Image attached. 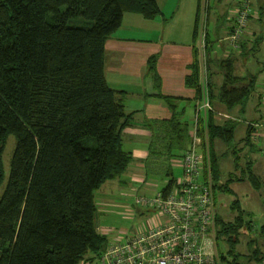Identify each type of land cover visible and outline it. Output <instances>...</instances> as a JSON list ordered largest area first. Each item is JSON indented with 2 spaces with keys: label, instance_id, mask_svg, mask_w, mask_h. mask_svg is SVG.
I'll use <instances>...</instances> for the list:
<instances>
[{
  "label": "trees",
  "instance_id": "trees-1",
  "mask_svg": "<svg viewBox=\"0 0 264 264\" xmlns=\"http://www.w3.org/2000/svg\"><path fill=\"white\" fill-rule=\"evenodd\" d=\"M125 13L154 19L161 9L158 0H0V185L8 138L17 137L0 200V264H80L109 245L98 230L95 194L133 160L123 148L130 116L105 76V44ZM197 66L187 80L196 88ZM223 68L221 101L229 109L245 105L256 77L238 78L229 59ZM149 69L156 71L155 58ZM262 102L261 93L258 105ZM236 123L218 124L210 111L199 130L210 140L231 142ZM249 130L247 141L255 144L254 129ZM210 165L218 179L215 157ZM176 185L171 179L162 193ZM212 186L223 190V184ZM251 224L241 209L233 222L217 219V240L229 244L230 264H241L236 248L242 233L254 229ZM258 235L250 241L260 253L264 225ZM259 261L264 264L263 254Z\"/></svg>",
  "mask_w": 264,
  "mask_h": 264
},
{
  "label": "crops",
  "instance_id": "crops-1",
  "mask_svg": "<svg viewBox=\"0 0 264 264\" xmlns=\"http://www.w3.org/2000/svg\"><path fill=\"white\" fill-rule=\"evenodd\" d=\"M234 1L158 0L161 9L159 16L147 19L140 14L125 13L119 29L106 41L105 76L109 86L117 91L118 98L123 101L126 113L130 116V123L123 131V148L132 153L133 160L123 175L128 176L131 183L135 180L134 184L145 188L143 191L148 195L142 196L154 197L166 188L171 179L179 181L183 175L181 156L185 146L189 144V132L199 100V90L187 83L200 60L201 53L198 52L197 44L202 48L204 38L209 37L210 63L215 62L216 65L227 60L224 55L228 57L227 53L231 48L224 49L223 55L219 44L215 42L218 38L224 39L233 26L226 21L225 16L230 15L233 5L228 9L227 7ZM260 3L261 0H256L255 6L259 8ZM261 21L259 14L252 18L250 24L255 29H262ZM255 33L248 34L246 40L249 41L253 37L251 35L256 36ZM242 45L241 51L230 59L235 75L241 79L250 75L256 77L242 64L241 58L248 56L244 42ZM152 58H155V72L149 69ZM217 68L218 71L212 75V86L216 91L213 104L223 114L232 116L237 123L229 144L218 138L210 140L205 134L209 147L205 142L201 144L204 156L201 181L211 179L212 183L223 184V216L219 212L217 201V189L220 188H215L213 192L216 219L223 218V222H233L241 209L258 232L264 225V155L258 151L264 144V139L263 136L253 137L255 144L249 143L247 139L250 130L247 122L258 120L264 112V105L262 108L258 106L261 93L255 96V88L245 105L229 109L220 100L224 84L223 70L219 66ZM197 69L199 73L200 69ZM169 98L174 103V108L169 103ZM174 117L177 121L172 122ZM216 121L218 124L226 122L220 117ZM214 157L220 171L215 181V174L209 166ZM222 157L223 172L220 161ZM160 167L161 176L168 180L163 188L158 189L155 174ZM120 177L118 178L122 179ZM119 181L120 184L127 185L120 189L126 192L130 184ZM125 192L121 194L124 193L126 197ZM151 217L152 215L150 219ZM155 219L162 221L159 216Z\"/></svg>",
  "mask_w": 264,
  "mask_h": 264
},
{
  "label": "built area",
  "instance_id": "built-area-1",
  "mask_svg": "<svg viewBox=\"0 0 264 264\" xmlns=\"http://www.w3.org/2000/svg\"><path fill=\"white\" fill-rule=\"evenodd\" d=\"M237 10L239 21L251 13L250 0H240ZM240 26H232L231 41L239 39ZM230 38V39H229ZM207 64V45L202 44ZM192 126V147L184 153L181 164L183 176L177 188L168 194L157 193L154 197L136 196L138 205L149 206L157 211L162 221L151 218L148 229H142L131 238L110 243L97 258L86 257L80 264H220L214 191L212 184L201 181L204 159L197 153L201 143L198 136L203 112L211 111L208 87L201 91ZM263 105H264V91ZM207 115V113L205 114ZM253 122H250V125ZM264 128V118L253 124ZM264 133V132H259ZM264 137V134H263Z\"/></svg>",
  "mask_w": 264,
  "mask_h": 264
},
{
  "label": "rangeland",
  "instance_id": "rangeland-1",
  "mask_svg": "<svg viewBox=\"0 0 264 264\" xmlns=\"http://www.w3.org/2000/svg\"><path fill=\"white\" fill-rule=\"evenodd\" d=\"M250 4L252 7L251 13L246 14V18L244 19V21H239L237 15H235L237 13V10L239 9V4L237 0L229 4V6L227 7L228 9L230 5L231 6L233 5L229 11L230 15L225 16V19L230 24L232 23L233 26L235 25V28L237 27V24H238V27L240 26L239 29L242 35L240 36L237 35L239 39L233 40V44H232L230 40L229 41L227 40V37L232 36L233 32L228 31L227 36L224 39L218 38L216 42L215 41L214 42L216 44H219L218 47L221 48L220 49L221 54L224 53L223 52L224 49L231 48L230 51L227 53L228 57H226L223 54L224 57L229 60L231 59V56L241 51L242 46H243L242 42H244V47H245L246 52L248 53V56L243 57V59L241 58V61H242V64H244L245 68L250 70V73L255 74L257 77L256 91L254 93L255 96H257L259 93H262L264 91V1L261 0L260 5L258 4L259 8L257 5L255 6L256 0H250ZM257 9H259V11ZM259 14H260V17H262V21H261L262 29H259V28L255 29L253 25L251 26L250 22L252 18L257 17ZM253 33H255L256 36L251 35L254 38L251 37L249 41L246 40V38L248 37V34H253ZM209 40H210L209 37L204 38L203 40V42H205L207 45L206 50L209 48V45H210ZM197 49H198V52L201 53L200 60L197 66V68L200 69L198 73L200 80L198 81L197 89H199L200 91H203L205 87H208L209 98H210V102L212 105L211 112L215 115L217 119L218 117H220L224 121H227L228 119L233 120L232 116L228 114H223L222 112L217 110L213 104L214 99L216 97L214 95L216 94V91H214V88L212 86L213 85L212 75L214 74V72L218 71L217 67L219 66L221 70H223L222 80H223V83H225L226 78L224 74L223 62H221L220 64H216V65H214L215 62H212V63L208 62L207 64H203L205 61V56H204L205 53L203 54L204 49L201 48L199 43L197 44ZM206 59L210 61V55L208 54V51H207ZM212 64H213V67H212ZM213 68H214V71H213ZM237 77L240 78V76H237ZM201 96L199 97V99H201ZM219 96L221 100L222 98L221 92ZM258 106L262 108L261 105H258ZM206 113L208 115L210 112L209 111L203 112L202 116L200 117L201 118L207 117V115H205ZM263 118H264V112L262 113V116L258 120L251 121L253 122L251 125H250V122H247L248 126L254 129L252 133V136L254 138L263 136L264 134V133H259V132H264L263 127L256 128L253 125L255 123L261 122ZM189 134H190V141H189L190 143H189V147L186 148V150H189L192 147L193 142L195 140V138H193L192 128L190 129ZM198 136L201 138V143L199 142V144L197 145V153L199 154V156L203 157V153L201 151L202 150L201 144L205 142L204 144H206L209 147V143L207 139L205 140L206 136H203L200 130L198 132ZM218 140H220V138H218ZM225 143L229 144L227 141H225ZM16 144H17V137L15 135H10L8 138L7 144H6L5 152L3 154L5 176H4L3 182L0 185V200L2 199L7 189V186H8V181H9L10 172H11V161H12L15 149H16ZM92 144H94V141L91 140V145ZM262 146H264V144L261 145L260 148H258V151L260 154L262 151L264 152V149H261ZM220 161H221V167H222V172H223V164H222L223 157L221 158ZM209 166H210V170L212 171L213 170L212 166L211 165ZM181 167H182V164H181ZM160 170H161V167L158 169L157 173L155 174L156 175L155 177H157L156 182L159 183L158 189L163 188L168 180L167 177L161 176ZM203 170H204V164H203ZM182 171H183V167H182ZM123 176L124 175L120 177L122 179L118 178L116 180H109L105 182V184H103V186L101 187V189L102 190L105 189V191L102 192L101 189H98L95 194L96 203L98 207V230L100 233H102L103 235L107 237L109 244L116 243L118 241H123L127 238H131L140 230L148 229L151 223L150 215H152L151 218H154L157 216V211L154 210L153 208L136 204V201H135L136 196L145 195L146 192L143 191L145 190V188L142 189L139 184H134L135 180L132 181L131 183V179L130 181L127 179L128 176H124V177ZM119 180L126 181L128 184H130V188L126 190V192L120 189H124V187H126L127 185L120 184ZM180 180L181 179L177 181V185L175 188L178 187ZM221 181H223V175H222ZM208 183L212 184L211 179H208ZM137 187H139V190L137 189ZM217 190H218L217 191V199H218L217 201H218L219 212L221 216H223V190L221 189H217ZM121 191L126 193V197L124 196V193L123 195L121 194L122 193ZM215 210H216V205H215ZM216 218H217V215H216ZM215 222H217V219H215ZM216 230H217V227H216ZM258 237L259 235H258V232L256 231V228L252 230H247L246 232L242 233L241 241L236 248L238 250L237 252L240 253L238 262H240L241 264H260L259 258L262 256V254L264 255V243H263L264 240L261 239L259 241V245L262 247V252L260 250V253L254 251L255 250L254 248L257 246L256 244L254 245L248 244V242L251 243V241H249L250 239H255ZM216 248L219 249L220 264H230V262L233 260V255L230 253L229 244L226 241H223V239H220ZM251 252L252 253L255 252L254 258H250L253 256ZM223 257H225L226 259L223 260Z\"/></svg>",
  "mask_w": 264,
  "mask_h": 264
},
{
  "label": "bare ground",
  "instance_id": "bare-ground-1",
  "mask_svg": "<svg viewBox=\"0 0 264 264\" xmlns=\"http://www.w3.org/2000/svg\"><path fill=\"white\" fill-rule=\"evenodd\" d=\"M172 192V191H171ZM149 207V206H148ZM151 208V207H150ZM157 216H158V214H157Z\"/></svg>",
  "mask_w": 264,
  "mask_h": 264
}]
</instances>
